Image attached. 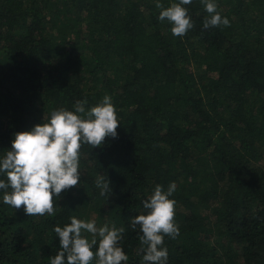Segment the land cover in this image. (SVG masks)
Here are the masks:
<instances>
[{"label":"trees","instance_id":"obj_1","mask_svg":"<svg viewBox=\"0 0 264 264\" xmlns=\"http://www.w3.org/2000/svg\"><path fill=\"white\" fill-rule=\"evenodd\" d=\"M157 2L178 0H0V158L76 101L87 111L108 95L120 123L116 138L82 145L80 181L54 215L28 216L0 190V264H50L53 229L72 216L124 227L122 264H142L131 221L173 182L180 234L164 239L167 264H264V0H216L230 26L208 29L192 0L182 37Z\"/></svg>","mask_w":264,"mask_h":264},{"label":"clouds","instance_id":"obj_2","mask_svg":"<svg viewBox=\"0 0 264 264\" xmlns=\"http://www.w3.org/2000/svg\"><path fill=\"white\" fill-rule=\"evenodd\" d=\"M208 13L203 28L230 26V21L218 11L216 0H200ZM192 0H178L161 9L159 20L165 19L172 25L174 36L182 37L193 28V21L185 5ZM86 100L76 101L74 111L59 108L52 111L50 118L36 125L32 130L15 134L11 151L0 158V190H4L3 202L14 209L22 206L28 216L55 214V200L60 194L76 187L80 181L79 161L82 145L92 148L102 145L106 138H116L120 126L116 109L110 96L105 95L100 103L86 111ZM96 187L100 195L108 199L111 193L107 177L98 176ZM11 189V191H8ZM176 190L175 182L165 191L157 185L152 195L144 200L145 214L132 219L133 230L139 226L138 254H142V264H167L168 249L165 237L179 236V226L175 222L176 201L170 199ZM54 232L59 237L60 251L50 258V264H122L128 260L120 246L125 231L105 223L96 226V220H80L70 217V224L56 226ZM84 233L91 235L89 240ZM94 246L96 251H93Z\"/></svg>","mask_w":264,"mask_h":264}]
</instances>
